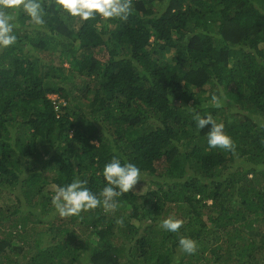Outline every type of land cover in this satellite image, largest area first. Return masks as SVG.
<instances>
[{"label": "trees", "instance_id": "obj_1", "mask_svg": "<svg viewBox=\"0 0 264 264\" xmlns=\"http://www.w3.org/2000/svg\"><path fill=\"white\" fill-rule=\"evenodd\" d=\"M40 3L44 24L15 10L0 47V264H264V0H131L127 20L87 21ZM113 157L156 191L53 216L56 186L99 194Z\"/></svg>", "mask_w": 264, "mask_h": 264}, {"label": "clouds", "instance_id": "obj_2", "mask_svg": "<svg viewBox=\"0 0 264 264\" xmlns=\"http://www.w3.org/2000/svg\"><path fill=\"white\" fill-rule=\"evenodd\" d=\"M56 5L72 17H80L87 21L99 15L102 18H119L127 20L131 11V0H56ZM35 25H43V9L40 0H0V47L13 45L17 37L14 32V11L21 9ZM212 104L222 106L217 95L212 96ZM193 120L198 129L208 127L207 144L209 148H219L225 151H235L232 138L224 131V124L217 123L211 116L202 117L199 111L191 107ZM102 175L106 185L99 194L91 191L87 181L74 179L63 186H56L53 204L60 216L80 215L82 211L102 207L105 212L116 208L115 198L130 192L141 181V169L134 163H121L113 157L106 163ZM182 221L168 218L162 221V227L169 232H177ZM178 245L185 252L196 251V241L189 237H181Z\"/></svg>", "mask_w": 264, "mask_h": 264}, {"label": "rangeland", "instance_id": "obj_3", "mask_svg": "<svg viewBox=\"0 0 264 264\" xmlns=\"http://www.w3.org/2000/svg\"><path fill=\"white\" fill-rule=\"evenodd\" d=\"M50 97H53V96H50ZM50 175H52V173H50ZM49 188L52 189V187H49ZM156 189H157V185L155 183L151 182L147 178L141 177V181H138V183L130 191L131 192L134 191L135 193H138V194H146V193H153L156 191ZM53 213H54L53 216H57L58 214V212L55 210ZM61 237L62 235L58 237V239H60ZM177 254L179 255V252Z\"/></svg>", "mask_w": 264, "mask_h": 264}]
</instances>
